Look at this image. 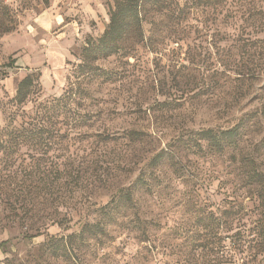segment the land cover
<instances>
[{"label": "rangeland", "instance_id": "rangeland-1", "mask_svg": "<svg viewBox=\"0 0 264 264\" xmlns=\"http://www.w3.org/2000/svg\"><path fill=\"white\" fill-rule=\"evenodd\" d=\"M52 1L0 0L12 19L8 23L2 14L0 22L13 27L0 33V143L6 142L0 152V264H176L188 256L198 218L227 200L243 206V226L263 224L264 208L246 193L239 161L248 156L264 168V34H254L241 20L226 26L219 19L218 30L208 34L192 28L177 44L156 51L136 46L127 58L97 62L115 81L100 88L89 84L96 99L84 110L90 120L68 149L63 130L53 134L48 148L12 140L10 145L6 135L18 130L38 103L66 90L81 49L102 34L112 5L101 0L106 17L98 19L80 11L74 15L64 5V19L57 23L45 14ZM10 59L12 68L6 67ZM31 73L39 74L36 94L21 107L12 105L17 83ZM242 117L247 126L235 153H194L196 147L179 149L175 141L182 138L191 147L195 132L226 129ZM130 130L143 133V142L125 139ZM100 133L117 135L107 141L93 137ZM160 150H174L180 163L144 166ZM68 156L75 167L80 164L83 178L74 193L61 165ZM139 173L145 181L136 196L145 220L142 242L119 231L103 249L89 240L64 250L59 239L78 233L85 208L105 204ZM66 213L72 219L68 230L54 223Z\"/></svg>", "mask_w": 264, "mask_h": 264}, {"label": "trees", "instance_id": "trees-1", "mask_svg": "<svg viewBox=\"0 0 264 264\" xmlns=\"http://www.w3.org/2000/svg\"><path fill=\"white\" fill-rule=\"evenodd\" d=\"M8 17L6 8L0 5V16ZM108 22L102 34L96 39H88L79 54V64L68 79L66 90L58 97L49 98L38 103L33 115L22 121V126L13 134L8 133V142L33 144L36 147H50L53 134L63 130L61 138L68 149L81 130L87 127L89 112L84 111L96 100L89 92V84L97 83L98 88L115 81V74L101 68L97 62L110 57L127 58L136 46L149 45L156 51L170 43L182 41L191 29L194 32L208 34L216 31L219 19L221 25L228 21L241 20L243 26L251 28L254 34H264V0H112L108 5ZM195 19V26L190 23ZM12 20L9 16V21ZM145 26L148 30L145 31ZM13 27L0 22V33H9ZM13 59L6 65L12 68ZM39 87V74L31 73L22 78L16 86L15 95L10 103L21 107ZM247 126L246 117L226 129H205L195 132L194 144L190 147L186 140L176 139L179 149H194V153L207 150L212 154L223 155L235 153L241 148V137ZM87 134L83 133L82 135ZM117 133L93 137L107 141ZM143 133L130 130L124 138L135 143L143 142ZM120 137V136H118ZM6 142L0 143V152ZM203 143V145L201 144ZM164 163L174 166L180 163L174 150H160L144 166L158 167ZM245 168L242 182L246 193L256 199L264 208V168L243 156L239 161ZM53 164V163H51ZM57 165V164H55ZM68 189L81 185L75 160L68 156L61 164ZM87 170V167H85ZM176 171V170H174ZM76 172V173H75ZM75 173V174H74ZM142 173L127 186H119L109 200L93 210L85 208L86 215L78 233L68 234L59 240L64 250L72 248L73 242H96L99 249L105 248L113 240V234L119 231L134 233L142 242L146 235L145 220L141 217L137 194L145 185ZM87 181V180H85ZM89 186L91 184H88ZM81 187V186H80ZM243 206L236 201L227 200L225 206L210 211L208 216L197 220L192 231L188 256L176 264H264V223L258 227L247 228L239 221L242 219ZM65 214L61 220L54 222L69 229L72 219ZM86 217H91L89 220ZM53 237H50V240Z\"/></svg>", "mask_w": 264, "mask_h": 264}, {"label": "crops", "instance_id": "crops-1", "mask_svg": "<svg viewBox=\"0 0 264 264\" xmlns=\"http://www.w3.org/2000/svg\"><path fill=\"white\" fill-rule=\"evenodd\" d=\"M64 5L68 7L70 6V9L68 10L73 11V13L76 12V14L74 15H77L80 11L81 12L80 15H82V17L84 18L98 19L99 16L106 17L105 7L102 4L101 0H53L51 3V8L49 10H46L45 14L46 15L49 14L50 16H53L58 21L57 23H60L61 20L64 19L61 13L62 7ZM52 23L53 22H50V24L48 23L47 24L49 26Z\"/></svg>", "mask_w": 264, "mask_h": 264}]
</instances>
